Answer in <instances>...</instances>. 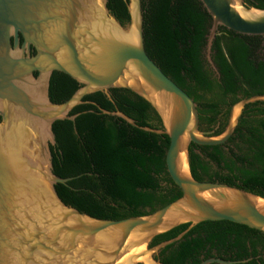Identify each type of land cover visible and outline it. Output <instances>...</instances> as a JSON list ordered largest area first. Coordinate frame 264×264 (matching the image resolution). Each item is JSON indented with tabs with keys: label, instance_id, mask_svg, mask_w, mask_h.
<instances>
[{
	"label": "water",
	"instance_id": "water-1",
	"mask_svg": "<svg viewBox=\"0 0 264 264\" xmlns=\"http://www.w3.org/2000/svg\"><path fill=\"white\" fill-rule=\"evenodd\" d=\"M199 1L212 21L204 60L218 76L211 59L218 28L264 37V10L243 0ZM123 2L127 25L110 14L107 0H0V264H144L140 257L161 264L154 258L159 251L202 222L228 221L264 232V198L197 181L188 161L190 144H226L245 107L264 102V95L233 104L221 134L200 130L197 105L146 53L141 0ZM53 72L79 85L62 103L49 97ZM111 89L128 90L155 111L162 130L140 127L117 109L101 113L165 134L166 170L181 192L152 213L120 220L91 217L64 204L55 185L67 186L76 177L54 175L50 151L53 123H74L76 115L69 114L85 97L109 96ZM183 224L190 226L177 237L149 247L154 237ZM244 262L213 258L200 264Z\"/></svg>",
	"mask_w": 264,
	"mask_h": 264
},
{
	"label": "trees",
	"instance_id": "trees-1",
	"mask_svg": "<svg viewBox=\"0 0 264 264\" xmlns=\"http://www.w3.org/2000/svg\"><path fill=\"white\" fill-rule=\"evenodd\" d=\"M264 10V0H243ZM110 14L122 25L129 16L123 0H107ZM153 34L147 55L197 105L202 131L224 130L229 110L241 99L264 95V37L243 36L219 27L211 46L218 76L204 60L211 18L199 0H152L149 9ZM54 74L49 87L53 103L67 100L76 84L61 91ZM111 100L97 92L70 112L74 123L52 125V172L60 178L77 177L55 191L67 206L91 217L120 220L152 213L181 196L165 164L169 139L135 128L101 110L116 109L140 127L162 130L150 105L125 89H111ZM224 145L188 148L189 170L197 181L226 184L264 198V102L249 104ZM180 225L154 237L149 247L171 240L189 228ZM264 264V232L228 222L192 226L176 243L159 252L161 264H200L207 259Z\"/></svg>",
	"mask_w": 264,
	"mask_h": 264
},
{
	"label": "flooded vegetation",
	"instance_id": "flooded-vegetation-1",
	"mask_svg": "<svg viewBox=\"0 0 264 264\" xmlns=\"http://www.w3.org/2000/svg\"><path fill=\"white\" fill-rule=\"evenodd\" d=\"M151 2L152 0H141V4H142V11H143V36H144V46H145V49L147 50V45L146 43L148 44V41L149 39L151 38V36H153V34H151L149 32V28L151 27V23H152V19H151V14L149 13V9L151 7ZM20 43H22V37L20 36ZM148 51V50H147ZM30 54L31 56L35 54V50L31 47V50H30ZM56 73V77L59 78V81L61 82V91L63 89H66V92L65 95L67 94L68 90H69V86H72L74 84H76L77 86H79L77 84V82H75L73 79L69 78L68 76L62 74V73H59V72H53L51 77H50V82H49V87H50V84L52 83V80L54 78V74ZM107 100H111V95L109 93V96H105ZM90 105V104H95L97 105L95 102L93 101H85L83 102L81 105ZM79 105V106H81ZM114 108L116 110V105L114 104ZM78 107V106H77ZM77 178V177H76ZM75 178V179H76ZM74 180V179H73ZM161 251V250H160ZM159 251V252H160ZM156 260L159 261V253L157 254V256L154 257ZM212 259V258H211ZM215 259H218V258H215ZM222 260V259H221ZM225 261V260H224ZM244 261H247V260H244ZM213 264H216V263H213Z\"/></svg>",
	"mask_w": 264,
	"mask_h": 264
},
{
	"label": "bare ground",
	"instance_id": "bare-ground-1",
	"mask_svg": "<svg viewBox=\"0 0 264 264\" xmlns=\"http://www.w3.org/2000/svg\"><path fill=\"white\" fill-rule=\"evenodd\" d=\"M185 164V163H184ZM140 249V248H139ZM139 249H135V250H139ZM135 250L133 252H135ZM132 252V253H133ZM141 262H143L144 264H148V262L146 261V259H144L143 257L138 258Z\"/></svg>",
	"mask_w": 264,
	"mask_h": 264
}]
</instances>
